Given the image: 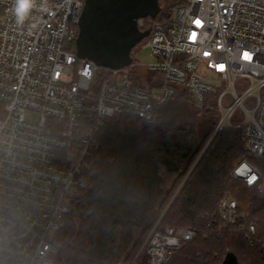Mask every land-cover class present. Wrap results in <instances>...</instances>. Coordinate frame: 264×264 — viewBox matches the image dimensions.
<instances>
[{
    "label": "built area",
    "instance_id": "obj_1",
    "mask_svg": "<svg viewBox=\"0 0 264 264\" xmlns=\"http://www.w3.org/2000/svg\"><path fill=\"white\" fill-rule=\"evenodd\" d=\"M85 1L34 0L18 24L16 0H0V264H66L56 236L86 187L98 131L116 115L154 122L181 90L200 107L213 100L219 116L209 141L243 128L246 156L230 174L264 194V173L251 161L264 159V0H168L172 19L156 21L143 43L150 61L122 68L78 56ZM188 176L134 255L117 264H168L195 238L191 228L164 224ZM218 215L219 231L264 247L235 198L225 195Z\"/></svg>",
    "mask_w": 264,
    "mask_h": 264
},
{
    "label": "trees",
    "instance_id": "obj_2",
    "mask_svg": "<svg viewBox=\"0 0 264 264\" xmlns=\"http://www.w3.org/2000/svg\"><path fill=\"white\" fill-rule=\"evenodd\" d=\"M173 10L169 2L140 28L151 30L156 21H170ZM218 116L213 100L200 107L181 90L158 108L154 122L130 115L108 118L87 159L86 187L56 236L60 261L117 264L131 258L189 173L164 224L197 234L168 264H221L230 251L238 264H264L263 246L251 245L232 229L219 231V205L230 195L257 222L264 239V194L230 174L246 156L243 128L224 129L209 141ZM251 161L264 173V159Z\"/></svg>",
    "mask_w": 264,
    "mask_h": 264
},
{
    "label": "water",
    "instance_id": "obj_3",
    "mask_svg": "<svg viewBox=\"0 0 264 264\" xmlns=\"http://www.w3.org/2000/svg\"><path fill=\"white\" fill-rule=\"evenodd\" d=\"M160 12V0H86L78 23V56L104 67L131 64L133 48L150 34L139 21ZM221 264H238L237 255L228 252Z\"/></svg>",
    "mask_w": 264,
    "mask_h": 264
},
{
    "label": "rangeland",
    "instance_id": "obj_4",
    "mask_svg": "<svg viewBox=\"0 0 264 264\" xmlns=\"http://www.w3.org/2000/svg\"><path fill=\"white\" fill-rule=\"evenodd\" d=\"M168 4H169L168 0H160V5L162 7V10H161L162 12L166 10V7H167ZM146 39H147V37H145V39H144V41L142 43H139L137 46H135L133 48L131 54H132V57H133L134 61H139L140 63H147L148 61H150V51H149V49L143 48V43L145 42ZM241 120H242V117H241V109H240V111L234 117V121L238 122V121H241Z\"/></svg>",
    "mask_w": 264,
    "mask_h": 264
},
{
    "label": "clouds",
    "instance_id": "obj_5",
    "mask_svg": "<svg viewBox=\"0 0 264 264\" xmlns=\"http://www.w3.org/2000/svg\"><path fill=\"white\" fill-rule=\"evenodd\" d=\"M34 6V0H16L15 15L16 22L23 24Z\"/></svg>",
    "mask_w": 264,
    "mask_h": 264
},
{
    "label": "snow or ice",
    "instance_id": "obj_6",
    "mask_svg": "<svg viewBox=\"0 0 264 264\" xmlns=\"http://www.w3.org/2000/svg\"><path fill=\"white\" fill-rule=\"evenodd\" d=\"M257 178L253 175L250 179H249V183H252L253 181H255Z\"/></svg>",
    "mask_w": 264,
    "mask_h": 264
}]
</instances>
